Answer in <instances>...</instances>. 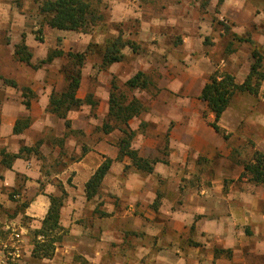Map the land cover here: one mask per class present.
I'll return each mask as SVG.
<instances>
[{
    "label": "crops",
    "instance_id": "crops-1",
    "mask_svg": "<svg viewBox=\"0 0 264 264\" xmlns=\"http://www.w3.org/2000/svg\"><path fill=\"white\" fill-rule=\"evenodd\" d=\"M222 3L221 9L232 18L241 14L245 26L258 28L264 23L258 4ZM163 37L143 38L157 47L140 56L144 64L137 71H154L157 78L138 90L135 96L143 111L128 122L133 130L144 124L132 148L139 157L155 160L150 173L133 167L128 157L117 159L119 129L104 133L90 124L102 122L106 113L107 80H98L104 89L95 93L101 114L95 115V110L84 111L81 117L72 114L88 104L71 109L69 128L47 110L51 92L62 90L65 82L57 70L56 80L37 74L30 78L27 85L35 97L28 109L20 92L7 89L2 95L0 264H12L6 258L13 250V230L21 235L13 264H264V185L240 177L244 169L240 155L234 154L264 152V81L258 95L232 97L217 122L224 137L211 126L214 114L199 96L215 64L242 83L249 72V48H241L236 38L206 43L196 33H183L177 40ZM252 39L264 46V38ZM26 44L30 45L28 39ZM174 56L178 61L166 67V60ZM85 96L77 90V98ZM20 118H27L28 125L14 133ZM76 129H83L81 141L71 133ZM23 146L36 149L7 166V154L18 153ZM48 154L69 159L64 157L44 180L47 174L37 162ZM105 159L112 160L108 172L96 195L87 199L85 184ZM190 177L193 180L185 181ZM63 191L61 239L50 257L34 258L32 232L42 225L49 197H61Z\"/></svg>",
    "mask_w": 264,
    "mask_h": 264
},
{
    "label": "rangeland",
    "instance_id": "rangeland-1",
    "mask_svg": "<svg viewBox=\"0 0 264 264\" xmlns=\"http://www.w3.org/2000/svg\"><path fill=\"white\" fill-rule=\"evenodd\" d=\"M91 1L94 2V0ZM204 1L100 0L98 6L95 3L93 4L96 5L98 13L101 14V20L90 31L83 33L50 28L43 24L38 12V0H0V101L2 95L8 91L7 89L12 93L20 92L23 97L22 88H30L27 84H29L30 78L35 76V74L41 78L53 77V79L58 76V73L59 75L61 74L65 81L64 89L66 86V75L77 69L81 71L77 90H80L81 93L86 92V96L82 100H84L83 104L89 105V108L78 109L77 112L74 111L72 114L81 117L85 114L82 112L85 111L88 114V112L93 110L97 112L95 115L101 114L95 93H101L104 88L102 85L97 84L98 80L102 82L104 80L108 81L110 85L109 96L112 86H115L114 93L116 95L123 94L127 97V100L137 99L135 95L138 94L140 89H130L125 85V82L137 73L139 67L144 64V60L140 56L151 50L152 47L153 49L157 47L154 44H149V41H145L143 38H162L164 36L163 38H176L177 40V38H181L183 33H196L197 36L206 38V43L210 42L212 38H222L223 41L224 38H236L243 46L241 48H244V46L249 48L251 63V46L248 42L243 41V38H250L264 50L263 45L256 43L252 39L264 38V23H260L258 28L257 26H249L250 24L245 26V20L241 14H236L232 18L233 16L226 14L221 9L223 3L218 5V0H208V4L202 6ZM248 1L254 5L258 4L259 9L257 12L261 10L264 16V6L260 5L264 0ZM114 16H117L120 20L112 21ZM235 19L237 22L234 21ZM118 37L134 43L136 50L133 51L130 47H125L122 49L120 61L104 64L102 60L104 49L111 40ZM14 38H21V40L18 43H12ZM238 38H242V40ZM27 39L29 46L26 44ZM22 41L25 42L32 54L29 63L19 62L14 56V46ZM54 50L61 51L63 54L50 62H43L50 52ZM69 53H84V61L80 67L75 65V61H72V58L68 55ZM175 61H178L176 57L173 59L169 57L166 60V67L171 66ZM182 61L185 62L184 60ZM215 68L218 69L217 64H215ZM56 70L58 73H56ZM145 75L150 84L157 78V74L154 71L150 74L145 73ZM5 79L14 81L16 86L9 85L4 81ZM261 98L264 99V93L261 94ZM108 108L109 99L104 118L99 116L102 122H99V124L96 122L90 123L100 132H104L103 126L108 119ZM143 128L144 124L137 133L142 131ZM71 133L80 141L84 137L83 129L72 130ZM255 151L264 154V152L256 149L246 155H243L242 150L234 153L235 155H240L239 160L243 169L248 163H254L253 155ZM39 157L37 164H40L44 173L47 174L44 180L50 178L51 172L59 166L64 157L65 160L69 159V156L64 154L57 155L56 158L52 154ZM73 158H75V154L72 155L71 159ZM205 171H208V169L205 168ZM185 173H188V171ZM240 177H245L250 183L256 184L250 180L251 173H246L243 170ZM187 180H193V177L185 178V181ZM227 181L230 182L231 179ZM43 186L42 183L41 188Z\"/></svg>",
    "mask_w": 264,
    "mask_h": 264
},
{
    "label": "trees",
    "instance_id": "trees-1",
    "mask_svg": "<svg viewBox=\"0 0 264 264\" xmlns=\"http://www.w3.org/2000/svg\"><path fill=\"white\" fill-rule=\"evenodd\" d=\"M38 12L41 16L43 24L50 28L59 30L77 31L86 33L90 31L101 20V14L98 13L97 7L100 0H38ZM223 0H218V5ZM95 3L96 5H94ZM208 0L202 3L206 6ZM242 40V38H238ZM251 46V63L249 72L242 83H236L233 75L227 72L215 69L210 75L208 82L201 90L199 98L204 101L208 109L214 114V121L211 126L216 132H224L218 125V120L225 109L230 104L232 97L236 94L249 93L258 95L262 82L264 81V50L257 46L250 38H243ZM130 47L136 50L134 43L125 41L122 38H114L109 42L102 54L104 64H112L120 61L122 57V49ZM61 51H52L43 62H50L56 56H60ZM76 66H81L84 61V53L68 54ZM14 56L19 62L29 63L32 57L28 46L22 41L14 46ZM81 71L73 70L66 75V86L62 91H52L49 96L47 106L48 112L64 119L66 128L70 127L67 119V113L71 109L79 108L84 100L76 97V91L80 83ZM11 86H16L12 80H4ZM150 82L145 73L138 71L130 77L125 85L130 88L145 89ZM115 86H112L109 96L108 119L104 122L103 130L105 133L117 128L121 131V137L117 142L118 156L117 159L128 157L131 165L136 169L150 173L152 172V164L155 160L144 159L138 156L137 151L132 148V141L139 129L143 127V123L139 125L137 130H133L129 126V120L138 116L142 111V104L139 100L132 98L127 100L123 94L116 95L114 93ZM23 103L28 109L34 93L28 87L22 88ZM28 125L27 118H20L14 125V133H20ZM36 149V148H35ZM33 147L23 146L18 153L7 154L6 165L18 158L23 157L25 153H31L35 150ZM254 163H248L244 166L246 173H251L250 180L256 184H264V154L255 151L253 155ZM111 159H105L104 162L95 170L90 179L85 184L86 198L90 199L96 195L98 188L108 172L111 165ZM245 173V172H244ZM61 197L50 196V206L42 225L39 229L32 232V252L34 258L50 257L54 251L55 243L60 241L61 228L59 225V210L62 205ZM41 237V238H39Z\"/></svg>",
    "mask_w": 264,
    "mask_h": 264
},
{
    "label": "built area",
    "instance_id": "built-area-1",
    "mask_svg": "<svg viewBox=\"0 0 264 264\" xmlns=\"http://www.w3.org/2000/svg\"><path fill=\"white\" fill-rule=\"evenodd\" d=\"M11 235H12V242H13V245H12L13 250L8 251L6 262L13 264L16 262L17 258L19 257L16 249L18 248V244H19V240L21 238V235L16 230H13ZM39 238H41V237H39Z\"/></svg>",
    "mask_w": 264,
    "mask_h": 264
}]
</instances>
